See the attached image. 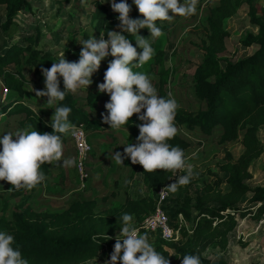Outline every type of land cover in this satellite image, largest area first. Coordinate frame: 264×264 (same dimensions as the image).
Instances as JSON below:
<instances>
[{
	"label": "trees",
	"instance_id": "trees-1",
	"mask_svg": "<svg viewBox=\"0 0 264 264\" xmlns=\"http://www.w3.org/2000/svg\"><path fill=\"white\" fill-rule=\"evenodd\" d=\"M68 1L60 0V4ZM83 1L92 7L90 22L93 31L99 36L104 33L103 38L108 39V31H115L118 27L119 13L108 8L103 0ZM203 1L206 4L216 2L208 7L204 18V34L200 43L203 53L189 80L194 95L202 105L189 113L178 107L174 121L178 131L168 142L173 146L178 145L186 155L189 141L180 132L181 126L187 131L197 128L206 135H211L218 128L220 143L239 140L243 151L235 160L217 164L220 171L228 174V191L222 190L223 180L217 176L204 182L193 198L187 196L179 203L176 212L183 214L191 232L181 227L179 241H167L157 236L150 242L157 252L169 259L170 264L181 263L183 255H199L201 264H227L224 260L211 261L203 252L207 248H226L228 233L237 224L235 214L242 209L239 202L244 195L250 193L248 203L257 205L256 217L264 213V184L252 186L246 182L252 176L249 166L264 151L257 136L258 128L264 127V5H259L257 0H200L198 5ZM242 5H245L248 21L255 26L256 32H242L239 41L247 47L254 45V48L249 54L232 59L223 54L228 36L224 20L235 14ZM0 6L4 9L5 17L1 28L8 30L15 26V17L23 12V8H30V0H0ZM136 18L143 19V16L139 13ZM156 23L163 32L158 38L151 37L146 27L139 29V35L148 38L155 53L149 62L134 71L147 73L150 78L156 74L157 94L167 98L170 95L167 85L173 69L165 64V47L172 24L159 20ZM124 34L136 46L135 38ZM37 38L38 32L25 33L23 43L11 42L0 52V119L5 115L12 117L23 114L18 119L19 124L28 125L31 131L43 134L52 133L53 129L50 122L39 115L51 119L55 109L49 107L46 97L29 96L27 92L32 82L45 89L41 68H50L58 59L53 52L36 46ZM137 51L141 52L142 49L137 47ZM112 59L109 55L101 61L99 70L95 72L97 79L86 90L85 104L76 93L68 92L64 100L53 106L70 107L69 122L73 126L83 125L86 130H93L89 135L103 127L102 115L92 117L89 109L97 105V86L103 81ZM25 67L29 70V77L24 74ZM59 80L60 90L63 91V78L59 77ZM137 115L134 114L128 124L120 129L128 130L134 143L138 142L137 125L142 123ZM105 127L107 134L115 136L117 131L110 129L106 123ZM69 137L70 133L61 134L62 143ZM125 161L132 172L140 170L144 183L152 190L176 181L171 172L157 169L148 173L144 172L142 165L132 164L130 158ZM50 169L49 163L40 167L45 177ZM42 185L43 182L28 193L23 188L18 190L16 196H19V200L9 215L4 213V205L0 215V231L14 237L12 247L21 251L28 264H85L98 256L110 259L112 245L116 241L114 236L121 230L118 218L128 213L133 218L131 223L137 224L155 208L153 194L146 193L138 198L127 194L122 201L113 200L102 210H98V200L95 198L74 199L60 210H37L33 201L41 194ZM109 195H114V192ZM109 195H103L101 200L107 201Z\"/></svg>",
	"mask_w": 264,
	"mask_h": 264
},
{
	"label": "rangeland",
	"instance_id": "rangeland-1",
	"mask_svg": "<svg viewBox=\"0 0 264 264\" xmlns=\"http://www.w3.org/2000/svg\"><path fill=\"white\" fill-rule=\"evenodd\" d=\"M257 1L259 5H264V0ZM126 2L131 5L130 17L135 19L139 14L138 8L133 0H126ZM180 2L183 4L185 0H180ZM215 2L212 1L210 4H206L203 1L201 4H197L196 13L189 17L174 16L170 21H162L172 24L169 31V41L165 47V64L173 69L167 91L176 99L179 108L188 113L193 112L202 105L194 95L189 80L203 53L200 48L204 34L203 21L208 7ZM105 3L108 8L112 9L110 0H105ZM91 9V5L83 0H69L63 4H60V0H30V8H23V12L16 16L15 26L4 30L1 28V23L5 18L4 9L1 6L0 52L11 42L23 43L22 36L25 33L35 34V32H38L36 46L53 52L58 60L64 54L69 62L78 61L80 50L83 47L80 42L93 36L96 39L101 37L93 31L90 22ZM169 15L174 14L170 11ZM224 28L228 32V36L225 38L226 49L224 55L236 59L239 56L249 54L253 50L254 45L247 47L239 41L242 32L246 30L256 32L255 26L248 21L245 5H242L235 14L224 20ZM119 30V27L115 29L117 32ZM24 74L30 76L27 67L24 69ZM96 79L97 75L93 73L92 81ZM150 80L157 90V75L152 74ZM103 82L104 79L101 83ZM90 87L91 85L87 89ZM87 89H79L76 92L83 104L86 102ZM38 90H44V87L37 86L32 82L29 85L27 94L34 96ZM0 94H2L1 83ZM97 98V105L93 109H89V114L92 117L100 116L102 113L105 114V104L109 101L110 96L98 90ZM39 116L47 122L51 121L50 117ZM21 117H23V114L1 117L0 136L15 133L17 130L31 131L28 125L21 126L19 124L18 119ZM102 124L103 127L94 131L91 135L89 134L93 130H87V140L91 146L88 155L91 154L92 161L99 158V163L93 162V171L90 173L87 169L86 158L84 161L88 173L86 181L81 183L78 179L76 165L62 167L59 164H51L50 172L41 187V194L33 201L35 209L59 210L73 199L94 196L98 200V210H102L113 200L122 201L127 194L133 198L141 197L146 193L153 194V190L148 184L144 183L140 170L131 171L129 163L125 161L127 158L123 159V164H117L112 159L115 152L122 151L123 153L124 144L134 143L128 130H119L115 133V136H112L105 132L107 129L103 121ZM181 129L180 132L189 141L185 157L187 162L194 166L195 175L188 185L180 187L176 193H169L166 209L173 219L181 200L187 196L193 198L196 190H200L204 182L218 176L223 180L221 183L222 190L228 191L230 189L227 182L228 174L220 171L217 164L227 160L233 161L243 151V146L239 140L220 143L218 128L211 135H206L197 128L187 131L181 126ZM257 136L264 147V127L260 126L258 128ZM12 139L16 140V137L13 136ZM63 158L74 160L76 158L75 146L70 137L66 142H63ZM60 163L62 164V161ZM100 163L105 169L112 167L110 186L106 188L98 181L95 183V186L99 184L98 187H90V177H101V171L97 169ZM249 171L252 176L246 180L247 183L252 186L264 184V151L251 163ZM178 175L179 173H177L175 179L178 178ZM12 187L9 182L0 180V215L3 213V205L5 206L4 213L9 215L11 209L19 200V196H16L18 190H9ZM25 192L28 193L29 190H25ZM111 192H114V195H109ZM103 195H109L107 201L101 200ZM249 196L250 193L245 194L239 202L242 209L235 214L237 224L228 233L226 248H207L203 252V255L209 260H224L227 264H264V213L256 217L257 205L251 206L248 203ZM135 225L136 222H132V226ZM187 225L190 229L189 222H187ZM156 237V235L147 233L149 243ZM115 242L112 248H114ZM106 260L104 256H98L88 260L85 264H104Z\"/></svg>",
	"mask_w": 264,
	"mask_h": 264
},
{
	"label": "clouds",
	"instance_id": "clouds-1",
	"mask_svg": "<svg viewBox=\"0 0 264 264\" xmlns=\"http://www.w3.org/2000/svg\"><path fill=\"white\" fill-rule=\"evenodd\" d=\"M133 3L143 19L130 17L131 5L126 0L119 3L113 0L111 7L119 13L120 32L108 31V39H104V33H101L100 39L93 36L80 42L83 47L78 61L69 62L63 54L50 68H41L45 89L36 91V95L47 97V104L55 109L50 121L53 131L41 134L36 130H17L0 136V180L13 186L10 191L21 188L31 190L44 182L46 177L40 171L44 163L75 166L74 159L63 158L61 138V134L70 132L75 135L68 119L71 108L53 106L64 100L66 93L87 89L93 82V73L99 70L101 61L109 55L114 59L104 73V82L97 86L99 92L110 96L105 104L107 114H101L103 122L117 132L128 124L134 114H138L137 118L142 122L137 125L138 142L124 144L123 153L115 152L112 159L117 164H123L124 158H130L132 164L142 165L144 172L148 173L157 169L171 172L173 176L179 173L175 182L162 189V195L165 192L176 193L180 187L191 182L195 175L194 166L187 162L183 149L168 142L178 131L174 123L179 107L176 99L171 95L167 98L159 96L149 75L134 69L142 68L155 53L148 38L139 35V29L146 27L151 37L158 38L163 34L162 29L157 27L158 20L170 21L177 15H194L198 0H185L183 4L180 0H133ZM170 11L174 15L170 16ZM124 33L135 38L136 46ZM137 47L142 51L138 52ZM59 77L63 78V91L60 90ZM13 136L16 140L12 139ZM132 219L128 213L118 218L121 230L110 259L104 264H170L169 259L149 243L147 233L141 235L132 226ZM13 242L12 235L0 231V264H28L21 251L12 247ZM181 264H201L200 256L183 255Z\"/></svg>",
	"mask_w": 264,
	"mask_h": 264
},
{
	"label": "built area",
	"instance_id": "built-area-1",
	"mask_svg": "<svg viewBox=\"0 0 264 264\" xmlns=\"http://www.w3.org/2000/svg\"><path fill=\"white\" fill-rule=\"evenodd\" d=\"M5 94L6 90L4 89L3 95ZM73 130L75 135H72L70 132V138L72 139L76 149V171L78 179L81 183H84L88 177L84 161L88 156V152L91 150V146L87 140V130L83 125L73 126ZM173 178H175V176H173ZM169 184L170 182L165 183L153 190V197L155 200L154 210L145 216L140 223L133 226L138 230L139 234L146 232L151 235L159 236L167 241H179L181 227H185L189 232H191L181 212H176L173 219L166 209V205L169 201V193L165 192V194L162 195L161 191ZM119 232L120 231L115 234V239Z\"/></svg>",
	"mask_w": 264,
	"mask_h": 264
},
{
	"label": "crops",
	"instance_id": "crops-1",
	"mask_svg": "<svg viewBox=\"0 0 264 264\" xmlns=\"http://www.w3.org/2000/svg\"><path fill=\"white\" fill-rule=\"evenodd\" d=\"M1 7V6H0ZM16 18V17H15ZM16 21V20H15ZM1 83V82H0ZM2 85V84H1ZM72 140V139H71ZM76 150V149H75ZM118 152H121L122 151H118ZM99 158L97 160H94L96 163H99L98 162ZM92 159H91V154L88 155L87 157V169L88 171H90V173H92L93 171V162ZM97 169H100L101 171V177L100 178H94V177H90V187H98L99 184L103 185L104 187H109L110 186V180H111V173H112V167H109L108 169H105L103 166H102V163H100L99 166H97ZM97 179V180H96ZM98 181H100L99 184H97V186H95V183H97ZM86 198H95L94 196H89V197H86ZM74 200V199H73ZM72 201V200H71ZM70 201V202H71ZM68 202L67 205L70 203ZM66 205V206H67ZM65 206V207H66ZM60 210V209H59Z\"/></svg>",
	"mask_w": 264,
	"mask_h": 264
}]
</instances>
